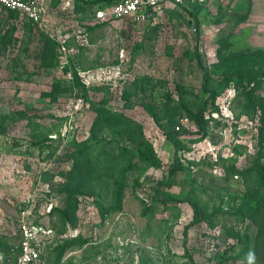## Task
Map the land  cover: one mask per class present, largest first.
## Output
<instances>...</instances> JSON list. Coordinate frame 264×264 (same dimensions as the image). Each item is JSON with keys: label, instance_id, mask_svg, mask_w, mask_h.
Listing matches in <instances>:
<instances>
[{"label": "rangeland", "instance_id": "374dc122", "mask_svg": "<svg viewBox=\"0 0 264 264\" xmlns=\"http://www.w3.org/2000/svg\"><path fill=\"white\" fill-rule=\"evenodd\" d=\"M115 1L41 0L40 25L0 7V264L16 263L22 218L40 228L46 264H217L236 242L231 233L245 232L250 253L231 264H264V184L254 167L259 114L218 82L219 54L264 50L263 3L186 0L145 17L97 18ZM49 43L55 64L47 67ZM197 53L211 68L208 85L220 91L217 115L204 113L206 134L195 120L209 95ZM102 107L125 120L106 125L100 117L95 125ZM142 137L160 166L138 162L115 205L119 148ZM83 143L101 156L96 173L104 176L71 201L62 185ZM175 152L184 169L165 193L194 198L211 215L189 228L186 247L189 203L151 200ZM52 207H68L69 218Z\"/></svg>", "mask_w": 264, "mask_h": 264}, {"label": "trees", "instance_id": "16d2710c", "mask_svg": "<svg viewBox=\"0 0 264 264\" xmlns=\"http://www.w3.org/2000/svg\"><path fill=\"white\" fill-rule=\"evenodd\" d=\"M114 3V2H113ZM111 3V4H113ZM110 4V5H111ZM185 2L176 6L185 7ZM8 13L17 15L15 11L5 9ZM188 12L196 18V13L191 10ZM32 22V21H31ZM38 27V26H37ZM14 29V28H13ZM197 31L196 28H194ZM47 39V38H45ZM4 40L8 41L6 35ZM49 47L43 46L42 49V64L49 67L53 66L55 62L53 61L55 55H53V46L49 43ZM48 45V44H47ZM221 65H224V70L221 73V77L218 79V82L222 83L223 87L228 88L232 83L235 86V95L240 99L245 100L244 106L247 113L255 112L259 114V144L258 153L256 155V161L254 167L259 173V179L264 184V95L257 94V90L260 89L264 83V50L258 49L250 52H237L230 53L228 56L223 57L219 54ZM197 61L199 67L203 70L204 73V82L203 89L209 94L205 100L203 106L197 112L195 120L197 126L199 127V132L206 134V125L207 119L204 117V113L207 109L209 112L213 113L219 111V107L214 105L216 96L220 91L211 89L209 82L212 77L211 68L204 63L200 53H197ZM76 79L78 78L75 73ZM75 80V84H76ZM97 109V118L95 120V125L100 123L99 118H102V124L112 125L117 124L120 120H125V118L109 109V108H96ZM128 128L127 131H132V127L129 125L130 122L126 121ZM101 124V123H100ZM140 127V126H139ZM167 137L174 140L176 136L173 132H167ZM119 154L117 155L114 167H119V179L114 180L115 189V205H119L120 196L119 194L122 191L124 180L127 177L128 172L135 169L138 162H143L153 167L160 166V159L155 152L153 145L148 143L143 137L141 141L137 142V146L122 145L119 148ZM174 161L168 166L167 175L158 180L154 186H152L153 194L151 200L153 202H163L165 204L172 202H183L186 201L189 203L192 208V219L188 224L185 225L183 230V246L186 247V240L188 230L191 226L200 223L211 215L207 213L203 207L194 199H177L171 195L165 193L166 187L172 186V177L177 171H182L184 169L183 164L179 161L177 157V152L174 153ZM100 155H93L89 151V145L83 143L78 146L77 151L73 155V164L71 170L67 171L66 178L67 181L63 183V191L67 192L69 199L76 201L77 197L83 194L85 190H88L92 184L90 181L101 182L104 174L96 173V166H99L101 161ZM102 162V161H101ZM103 175V176H102ZM91 190V189H89ZM252 192V190H251ZM254 193L248 192L245 197H253ZM246 199V198H245ZM52 211H56L59 214V217L65 222L69 217V208L65 207L59 209L57 207H52ZM231 231V230H230ZM232 238L236 239V242L230 245L229 248L225 249L224 254L218 256L217 264H231L237 263L240 260L246 258L250 253L251 247V237L250 234L245 233H231ZM74 242L82 243L83 241H70L68 245L73 244ZM240 244L238 251H234V248ZM64 250V249H62ZM63 252V251H62ZM62 257V254L59 257ZM191 257V255H190Z\"/></svg>", "mask_w": 264, "mask_h": 264}, {"label": "built area", "instance_id": "2783aa9c", "mask_svg": "<svg viewBox=\"0 0 264 264\" xmlns=\"http://www.w3.org/2000/svg\"><path fill=\"white\" fill-rule=\"evenodd\" d=\"M184 2L186 0H117L109 8L98 9L96 16L99 19L145 17L159 13L168 3L176 6ZM0 7L15 11L20 19H28L37 25H40L43 15L47 12L41 0H0ZM227 90L235 94V86L232 83ZM39 230L37 225L22 218L19 227V252L15 264H46L41 254Z\"/></svg>", "mask_w": 264, "mask_h": 264}, {"label": "crops", "instance_id": "0c3cea01", "mask_svg": "<svg viewBox=\"0 0 264 264\" xmlns=\"http://www.w3.org/2000/svg\"><path fill=\"white\" fill-rule=\"evenodd\" d=\"M260 2H262V3H263V5H262V6L264 7V1H262V0H261ZM258 13L260 14V12H258Z\"/></svg>", "mask_w": 264, "mask_h": 264}]
</instances>
